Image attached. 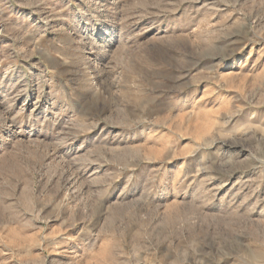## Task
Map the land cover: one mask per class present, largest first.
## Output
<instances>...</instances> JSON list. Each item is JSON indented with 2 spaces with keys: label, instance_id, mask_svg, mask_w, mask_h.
Returning <instances> with one entry per match:
<instances>
[{
  "label": "rangeland",
  "instance_id": "obj_1",
  "mask_svg": "<svg viewBox=\"0 0 264 264\" xmlns=\"http://www.w3.org/2000/svg\"><path fill=\"white\" fill-rule=\"evenodd\" d=\"M0 264H264V0H0Z\"/></svg>",
  "mask_w": 264,
  "mask_h": 264
}]
</instances>
